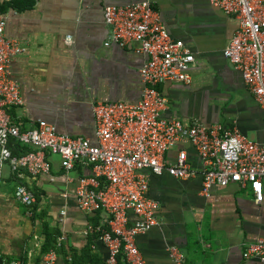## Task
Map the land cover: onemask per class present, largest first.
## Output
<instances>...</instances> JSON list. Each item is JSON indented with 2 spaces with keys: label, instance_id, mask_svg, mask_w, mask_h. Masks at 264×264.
I'll return each mask as SVG.
<instances>
[{
  "label": "crops",
  "instance_id": "obj_1",
  "mask_svg": "<svg viewBox=\"0 0 264 264\" xmlns=\"http://www.w3.org/2000/svg\"><path fill=\"white\" fill-rule=\"evenodd\" d=\"M134 1L142 0H36L29 9L9 7L2 12L7 36L25 48L12 65L24 98L22 106L11 110L17 124L31 128L46 120L60 133L94 141L95 103L141 99L140 68L147 56L136 50V44L112 42L104 20L107 4ZM150 1L172 37L183 40L195 55L191 83L158 85L168 98L164 115L186 124L236 127L264 143V110L224 55L238 19L209 0ZM187 150L194 166L200 167L195 149L189 145ZM52 163L50 174L36 176L26 172L18 177L7 163L0 168V264L15 260L39 264L48 233L59 253L56 264H107L108 249L85 229L89 223L106 222L108 215L82 212L73 197L76 180L90 170L77 164L67 172L57 156ZM18 184L35 193L32 207L15 198ZM149 195L161 202V223L137 238L148 264H174L171 246L184 254L185 264H261L243 256L247 243L264 237V196L256 202L250 186H217L205 196L202 177L182 180L164 173L151 175Z\"/></svg>",
  "mask_w": 264,
  "mask_h": 264
},
{
  "label": "built area",
  "instance_id": "obj_2",
  "mask_svg": "<svg viewBox=\"0 0 264 264\" xmlns=\"http://www.w3.org/2000/svg\"><path fill=\"white\" fill-rule=\"evenodd\" d=\"M224 14L238 19L239 27L229 39L224 55L239 70L249 90L264 110V0H209ZM104 20L111 28V41L120 46L136 44L147 56L140 68L142 97L137 103L97 102L93 106L95 136L60 133L54 124L39 120L23 128L11 110L24 104L21 84L12 65L25 48L7 36L6 15L0 12V168L7 163L21 177L50 174L52 157L71 172L77 164L90 170L76 180L73 197L82 212L108 215L104 223H89L86 235H96L108 249L107 264H148L138 243L139 235L161 223V202L149 195L151 175L170 174L187 180L202 177V193L210 196L215 187L231 183L250 186L258 203L264 196V143L250 139L238 128L221 123L186 124L166 117L168 98L158 89L162 83L192 82L195 55L181 39L173 38L159 11L150 0L107 4ZM71 43L72 36H66ZM110 42H106L109 44ZM18 141L28 152L15 154ZM201 160L195 167L187 146ZM172 150L176 155L172 156ZM15 198L27 207L36 202L33 190L18 184ZM63 214L64 211L62 212ZM174 264H185L176 246L168 248ZM245 258L264 264V237L244 247ZM59 253L52 248L39 264H56ZM10 264H23L19 260Z\"/></svg>",
  "mask_w": 264,
  "mask_h": 264
},
{
  "label": "trees",
  "instance_id": "obj_3",
  "mask_svg": "<svg viewBox=\"0 0 264 264\" xmlns=\"http://www.w3.org/2000/svg\"><path fill=\"white\" fill-rule=\"evenodd\" d=\"M36 0H13L11 2H5L3 4H0V12H6L9 7H13L18 10H25L29 9L34 6ZM11 148L15 154H24L28 152V148H21V145L18 141L15 142V144L11 145ZM52 233L47 234V241L46 246L44 248L43 254H45L47 251H49L52 248H55L56 243L53 242V237L51 235ZM91 236V235H89ZM121 264H127L124 260L121 259Z\"/></svg>",
  "mask_w": 264,
  "mask_h": 264
}]
</instances>
